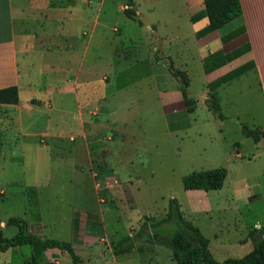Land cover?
<instances>
[{"label": "crops", "instance_id": "1", "mask_svg": "<svg viewBox=\"0 0 264 264\" xmlns=\"http://www.w3.org/2000/svg\"><path fill=\"white\" fill-rule=\"evenodd\" d=\"M240 3L241 16L214 30L205 14L204 0H134V17L125 13L126 0H0V90L15 87L18 93L16 101L0 102V142L3 137L12 138L20 152L17 160L26 170L52 165L67 148L74 156L82 152L81 169L89 166L97 192L104 180L96 177L103 175L106 183L113 178L120 187L116 191L108 186L100 189L116 193L119 199L136 200L130 183L121 182L105 161V144L116 143L120 138L118 128L128 121L131 101L124 102L125 90L135 85L127 84L114 93L108 90L112 85L109 75L104 76L106 84L98 83V71L104 63V39L113 31L119 38L113 56L127 53L118 52L120 43L136 46L148 39L153 46L141 80H148L150 88L159 92L160 108L166 117L194 112L200 100L189 96L188 88L198 75L205 88L201 99L211 111V119L230 123L237 118L242 136L231 140L235 151L225 157V181L232 176L238 160L239 178L247 193L239 197L234 192V200H243L242 205L247 207L253 199L257 204L264 202V0ZM133 23L142 30L147 28L148 38L138 35ZM91 50L94 53L89 58ZM144 62L137 60L113 69L114 81L122 73L135 72ZM183 74L188 82L187 98L181 86L185 84ZM159 84H172L177 90L175 97H160L163 89ZM186 99L195 102L192 111ZM255 109H261L262 115L255 112L248 117ZM246 113L244 124L242 116ZM245 129L256 130L259 139ZM220 143L224 147L222 138ZM6 154L13 158L11 153ZM81 180L82 187L83 176ZM33 187L38 195L39 185ZM7 195L1 187L0 200ZM35 205L38 208L39 201ZM77 217V231L69 242L83 264H163V244L135 241L132 226L112 242L106 241L108 231L103 226L105 236L93 241L87 223L100 216L83 211ZM35 220L37 229L33 234L42 237L46 225L38 215ZM263 227L257 218L248 233L234 240L215 232L212 237L219 244L214 248L219 250L225 247L223 243L237 241L249 246L250 253L255 246L252 234ZM128 237L132 239L125 241ZM210 249L214 255L212 239ZM46 257L55 264H72L70 254L58 248L48 249Z\"/></svg>", "mask_w": 264, "mask_h": 264}, {"label": "rangeland", "instance_id": "2", "mask_svg": "<svg viewBox=\"0 0 264 264\" xmlns=\"http://www.w3.org/2000/svg\"><path fill=\"white\" fill-rule=\"evenodd\" d=\"M133 26L138 35L144 39L148 38L150 32L147 28L142 30L138 23H133ZM117 35L111 31L108 38L104 39V63L100 70L98 69V83L106 84L104 76L109 75L112 85L108 90L114 93L116 89L127 84L135 85L125 90L127 100L124 102L131 101L130 112L127 114L128 121L118 128L119 140L116 143L110 141L105 144L108 149L105 161L110 169L119 175L121 182L130 183L136 200L119 199L116 193L108 194L100 189L108 186L116 191L120 187L113 178H108L106 183L103 175L96 177L98 180H104L97 192L89 166L81 169L84 157L82 152L74 156L67 148L61 152L63 156L58 154L59 160H55L52 165L41 164L39 170H26L17 160L20 152L12 138L3 137L2 143L0 142V188L4 187L8 195L0 200L3 210V215L0 214V228H5V236L12 237L18 232V228L7 225V220L9 217H19L26 220L28 231L33 233L37 229L35 218L38 215L46 225L42 230L43 236H40L42 239L54 238L69 242L77 231L78 213L87 211L100 216L87 223L88 230L94 236L93 241L100 239L96 237L105 236L103 226L108 231L105 236L107 242L125 235L131 226L135 241H157L156 234L166 238L177 229H182L176 218L154 227V224L167 217L171 204L175 202L184 217L198 227L206 237L212 239L213 252L217 260L224 261L227 258H241L247 255L250 251L249 246H241L237 241L223 243L225 247L217 250L214 247L219 244V240L212 237L213 233L217 232L234 240L248 233L257 218L264 225V202L257 204L253 199L247 207L242 205L245 203L243 200L237 202L234 200V192L239 197L247 193L245 183L239 178V161L236 160L232 176L225 181L221 189L187 190L183 184V177L192 172L226 167L223 166L225 157L229 151H235V146L231 143L232 138L242 136L237 118L230 123L211 119V111L201 99L205 88L198 75L197 78L193 77V84L188 88L189 96L200 100L197 101L194 112L186 111L166 117L160 108L159 92L150 88L148 80H141L146 73L147 55L153 46L147 42L148 39L138 42L136 46L130 42H125V45L120 43L118 52L125 50L127 53L113 56L114 44L119 43ZM93 53L91 50L89 58ZM137 60L145 62L135 72L122 73L114 81L113 69L123 68ZM182 79L186 80L184 74ZM159 85L163 89L160 97H175L177 90L172 84ZM181 86L182 90L185 89L184 84ZM123 92L121 91V94ZM194 103L193 100L186 99L189 107H193ZM222 112L225 113L224 105ZM255 112L262 115L261 109H255L249 111L248 117ZM246 116L247 113L242 116L244 124ZM221 129L223 131L219 135ZM221 138L224 147H221ZM8 152L13 158H9L6 154ZM63 160H66L65 163ZM82 176L85 183L81 187ZM35 184L39 185L38 195L34 194ZM37 196L39 200H35ZM36 201H39L38 208L35 205ZM237 204H241L242 207L237 208ZM116 231L119 233L115 234ZM161 252L164 255L163 264H176L171 247L163 244ZM30 253H32L30 245L10 248L0 252V264H26L31 259ZM107 264L112 262L109 261Z\"/></svg>", "mask_w": 264, "mask_h": 264}, {"label": "trees", "instance_id": "3", "mask_svg": "<svg viewBox=\"0 0 264 264\" xmlns=\"http://www.w3.org/2000/svg\"><path fill=\"white\" fill-rule=\"evenodd\" d=\"M126 3L125 13L129 17H134L136 13L133 7L134 0H126ZM204 4L205 14L208 16L214 30L221 29L242 14L240 0H204ZM187 83V80H185V89H183L185 96ZM17 99V88L0 90V102L16 101ZM193 109V107H190L189 111ZM245 132L255 139H259V134L256 130L245 129ZM227 174L228 170L226 167L195 171L183 177V184L187 190L202 189L209 191L221 189ZM173 218L179 221L182 229H177L166 238L164 236L160 237V234H156V236L158 242L172 248L176 264H264V227L252 234L255 246L250 253L241 258H228L224 261H218L210 249V239L184 217L177 203L171 204L167 217L154 224V227L161 226L163 223L173 220ZM7 225L16 226L18 232L12 237H7L3 230L0 229V252L22 245H30L32 248L31 259L26 264H55L47 259L46 251L58 248L70 254L72 264H83L81 257L70 242L54 238L42 239L30 233L26 220L19 217H9ZM131 239L132 237H128L125 238V241ZM115 250L118 253V247L115 246Z\"/></svg>", "mask_w": 264, "mask_h": 264}]
</instances>
